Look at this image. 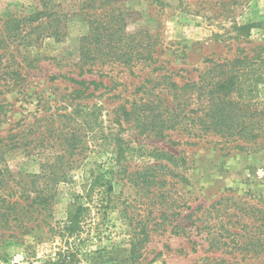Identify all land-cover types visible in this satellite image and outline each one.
I'll list each match as a JSON object with an SVG mask.
<instances>
[{
    "label": "rangeland",
    "instance_id": "374dc122",
    "mask_svg": "<svg viewBox=\"0 0 264 264\" xmlns=\"http://www.w3.org/2000/svg\"><path fill=\"white\" fill-rule=\"evenodd\" d=\"M232 1L0 0V62L9 75L0 87V103H6L0 131L25 130L50 114L61 127L64 110L76 105L82 107L75 118L92 126L89 150L69 181L56 187L46 224L25 213L11 229L0 228V264L56 261L66 251L64 227L77 207L84 210L69 239L75 255L64 264H264V125L253 120L255 137L246 144L239 137L246 129L236 126H247L241 116L250 106L264 109V0ZM96 36L108 47L94 49ZM148 42L155 44L148 68L100 64L112 63L100 58L110 50L129 55ZM82 43L97 58L86 65L79 59ZM241 62L247 64L232 97L241 96L248 107L226 106L228 127L205 130L198 122L201 139L197 127L180 125L157 137L121 114V107L129 110L145 97L140 84L148 77H164L152 81L159 85L154 94L173 109L171 96L159 91L171 72L181 86L217 65L227 70ZM196 96L187 111L201 117ZM219 134L236 141L229 145ZM118 150L127 158L124 174L111 161ZM156 150L174 158L156 159ZM38 162L22 150L6 155L12 172L38 173ZM111 168V192L98 193L105 190L100 184L89 194L94 177Z\"/></svg>",
    "mask_w": 264,
    "mask_h": 264
},
{
    "label": "trees",
    "instance_id": "16d2710c",
    "mask_svg": "<svg viewBox=\"0 0 264 264\" xmlns=\"http://www.w3.org/2000/svg\"><path fill=\"white\" fill-rule=\"evenodd\" d=\"M227 1L230 2L231 0ZM232 2L234 4L237 3L236 0H233ZM39 15H41V13L33 16L35 20L38 21L40 17ZM99 39L100 45L98 41ZM102 45L104 48L108 47L106 44H102L101 37L96 36L94 49H98L99 47L102 49ZM88 46L89 45H86L85 43H82L81 46V58L79 57V59L83 61L84 65H86V63H90L89 61L97 59L95 56L89 55ZM154 46V42H148L146 45H136L132 48V52L129 55H124V53L119 54L117 53L118 51L113 52L110 50V54H103L100 58L104 57V59L101 58V62L105 61L112 63L100 64H115L131 68L139 65L141 62L148 68L152 63L150 60L153 58L152 48ZM145 51L147 54H145ZM132 58H136V60H133ZM139 59H143V61H140ZM247 62H244L243 64L241 62L244 66L237 64V67L234 64H231L230 69L227 70L226 68H221L217 65L202 74L198 82L193 81L192 83L182 84L181 86H178L173 80L171 77L173 73L171 72L168 77L167 86L165 85L163 88L161 87L159 91L166 92V94L171 96V103H176L173 109L170 108L169 105H165L160 102V97H157L154 94L159 85L154 86L153 82L157 79H163L164 77H148L140 84L142 89L141 93H143V96L146 98L148 97L154 100L144 99L145 97H143L133 105V108H130L129 110L125 107H121V114L126 117L127 121L131 119L138 121L142 127H145L150 132L155 133L157 137H164L162 134L164 129L171 128L174 125H180V129H183L184 127L185 131L192 130V126L197 127V131H199L201 135L198 134L195 137L197 139H201L204 131L209 130L211 127L221 129L222 127H228L230 125V120L226 118V115H224L226 106L248 107L247 103L244 105V103L241 102L244 101L241 96H237V98L232 97L233 92L236 91V88H234L236 78L241 74L240 72L243 71ZM226 66L229 67V64ZM155 69L156 68L153 70ZM160 69H162V65ZM141 70L143 71V68L139 71ZM153 70L148 72L146 75L151 76ZM6 79H9V75L7 72L3 71L0 62V87L3 86H1V82H5ZM8 81L9 82L7 84L9 85L10 80ZM188 82H190V80H188ZM77 84L82 83L77 82ZM79 92L80 90H76L75 93ZM195 96L196 99L199 100L197 109L200 113H202L201 117H192L190 115L192 110L187 111L188 106L191 105L190 100L194 99ZM5 105L6 103H0V126L3 124L1 112ZM80 107L82 106L76 105V108H74L71 113L64 110L65 112H63L62 117L66 119L67 124H64L61 127L56 126L55 118L52 114H50L46 119H33L31 125L28 124L27 129L25 130H15L13 133L8 135H3L0 131V228L11 229L9 227L11 222H22L25 218V213L34 214V217H37L35 221L38 220L39 224H46V217H50V215L47 214L49 211L48 206L57 193L56 187L59 183L69 181L71 173L76 169L79 161L81 160V156L89 150V140L87 139H90L88 135L92 130V126L90 125V121H86L83 118L80 119L79 116L78 118H75L78 113L76 109H79ZM92 108L94 109V107ZM251 108L252 107L250 106L249 111H247L245 115L241 116L242 118H246L245 122L247 126H241L243 121L240 125L236 124V126L240 128L241 133L244 129H246L245 133L239 136L240 139L246 141L245 144L248 143V139H254L255 137L251 128L254 124L253 120L256 119V117H259L262 125H264V109L256 112L254 108ZM89 111L93 112V110ZM163 115H168L172 118L162 119ZM194 115L197 114L194 113ZM198 122L205 128V130L203 127L198 128ZM219 135L221 139H224L227 142L229 141V145L236 141L235 139L227 140L230 139L231 135ZM259 139L264 140V134L259 135ZM235 147L243 149L245 146L239 145ZM232 148L233 147H229V149ZM15 150H22L28 157L33 155L38 158V173L32 174L25 171H10L6 165V155ZM119 150L121 151V147ZM119 150L115 154L114 152H111V156H113V160L111 161L113 166L120 168V171L124 174L128 168L125 162L127 158L122 155L123 153L119 152ZM154 158L169 162L174 158V156L169 153L156 150V152L154 151ZM165 168L168 173L171 172L170 168ZM111 170H113V168L109 170L106 169L104 172H99L94 177L91 182L93 185L88 191L89 194L94 193L95 185H104L105 187V190H97L99 191L98 193L106 194L111 192V179L113 175ZM171 175H173L172 172ZM152 177L154 178L156 176ZM100 180L104 181L100 183ZM157 181L164 183V180L161 181L158 179ZM17 189L21 191L20 196H16L18 193ZM20 200L22 202H20ZM83 210L84 208L82 209L77 207L74 214L70 213V220L67 221L64 227V231L68 232V237L65 241V245H67L66 251L64 255L61 256V254H59L58 259L49 264H64L65 258L74 257L75 253L73 250L76 245L74 240L69 242V239L78 229L76 218ZM20 213L23 214L20 215ZM140 233H142L145 237L147 236V232L142 231ZM133 248L134 246H132V250ZM61 257L63 258L61 259Z\"/></svg>",
    "mask_w": 264,
    "mask_h": 264
}]
</instances>
